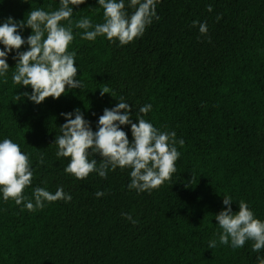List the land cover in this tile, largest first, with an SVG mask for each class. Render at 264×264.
Wrapping results in <instances>:
<instances>
[{
	"label": "trees",
	"instance_id": "1",
	"mask_svg": "<svg viewBox=\"0 0 264 264\" xmlns=\"http://www.w3.org/2000/svg\"><path fill=\"white\" fill-rule=\"evenodd\" d=\"M59 7V0H0V24L8 17L26 22L32 10ZM156 12L160 19H153L142 37L119 46L104 36L84 40V30L74 27L84 17L103 23L97 0L74 7L68 51L76 53L83 86L39 105L26 97L15 100L31 88L13 84L15 52L9 53L7 83L0 77V142L17 143L32 162L27 197L36 187L53 194L62 187L72 199L29 212L0 193V264H259L257 257L264 259V250L252 251V241L239 249L220 245L215 220L227 195L234 213L243 200L264 221V0H162ZM193 21L206 22V36ZM30 34V28L21 32L25 39ZM104 87L110 92L101 97ZM120 97L132 106L133 123L139 108L151 104L149 113L139 115L184 141L176 145L180 157L171 181L151 193L127 187L130 169L109 171L106 179L93 172L77 180L64 172L70 158L56 157L53 142L66 122L60 113L78 108L95 131L103 110ZM121 127L131 140L130 125ZM97 191L105 195L97 198ZM213 239L217 247L209 249Z\"/></svg>",
	"mask_w": 264,
	"mask_h": 264
},
{
	"label": "clouds",
	"instance_id": "2",
	"mask_svg": "<svg viewBox=\"0 0 264 264\" xmlns=\"http://www.w3.org/2000/svg\"><path fill=\"white\" fill-rule=\"evenodd\" d=\"M59 2L60 7L55 11H30L26 22L8 17L0 24V45H3V50H0V77H4V82L7 83L8 55L15 52L12 57L16 61L12 82L20 87L31 88L30 94L26 91L15 94L17 102L26 97L39 105L46 98L55 100L70 89H80L83 86L77 79L76 53L69 52L68 47L74 40L71 19L73 9L86 0ZM161 2L162 0H128L126 5L125 0H97V4L103 9V23L94 25L89 18L84 17L76 21L74 27L84 30L81 36L84 40L95 41L97 37L104 36L109 43L118 42L119 46H125L142 37L153 19H160L156 8ZM127 9H132L131 14ZM208 11H212L211 5L208 6ZM62 21H67V25L62 24ZM197 24L199 33L206 36V22L193 21V26ZM24 28L31 29V34L26 39L21 35ZM24 45L28 46L27 50L20 51ZM109 92L110 89L104 87L100 90V95L103 97ZM151 108V104L143 105L139 108V114H147ZM132 109L125 98L120 97L114 107L103 110L96 122L95 131L78 108L73 112L60 113L66 122L60 126L61 134L55 137L53 143L58 149V159L70 158L64 172L77 180H85L93 172L106 179L109 171L117 168L122 171L130 169V183L127 187L138 194L151 193L165 182L171 181L180 157L176 145L182 147L183 139L177 141L174 131H160L139 114L133 123ZM123 125H130L131 140L122 129ZM95 156L99 159L94 158ZM31 163L29 156L20 150L17 143L7 138L0 142V193L5 202L12 200L16 205L23 204L24 209L29 212H35L43 209L46 202L71 201V195L62 187L57 188L54 194L44 187H36L32 198L27 197L24 192L33 178ZM38 163H44L43 154ZM95 195L100 198L105 193L97 191ZM232 202V198L225 195L222 200L225 207L215 215L221 230L218 233L219 244L239 249L246 242L252 241L253 252L264 250V221L255 218L253 211L243 200L239 202V211L234 213ZM122 216L134 225L137 223L128 213H122ZM215 247L217 241L210 240L208 248ZM257 259L259 264H264V259Z\"/></svg>",
	"mask_w": 264,
	"mask_h": 264
}]
</instances>
